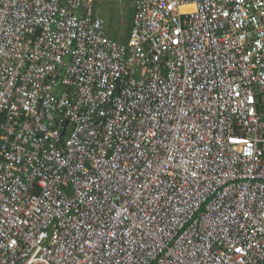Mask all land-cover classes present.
Masks as SVG:
<instances>
[{
	"label": "built area",
	"instance_id": "built-area-1",
	"mask_svg": "<svg viewBox=\"0 0 264 264\" xmlns=\"http://www.w3.org/2000/svg\"><path fill=\"white\" fill-rule=\"evenodd\" d=\"M0 0V264H264V0Z\"/></svg>",
	"mask_w": 264,
	"mask_h": 264
},
{
	"label": "rangeland",
	"instance_id": "rangeland-1",
	"mask_svg": "<svg viewBox=\"0 0 264 264\" xmlns=\"http://www.w3.org/2000/svg\"><path fill=\"white\" fill-rule=\"evenodd\" d=\"M99 14L105 21L106 33L122 40L127 25V9L133 0H96Z\"/></svg>",
	"mask_w": 264,
	"mask_h": 264
},
{
	"label": "trees",
	"instance_id": "trees-1",
	"mask_svg": "<svg viewBox=\"0 0 264 264\" xmlns=\"http://www.w3.org/2000/svg\"><path fill=\"white\" fill-rule=\"evenodd\" d=\"M133 11H134L133 7H129L127 9V25H126L125 35H124V37H123V39L121 41H126L128 39V34H129L130 25H131V21H132ZM109 36L117 39L116 36H113V35H110V34H109Z\"/></svg>",
	"mask_w": 264,
	"mask_h": 264
}]
</instances>
